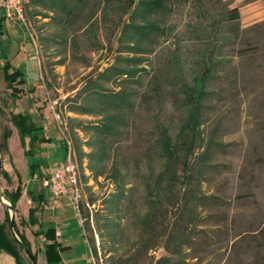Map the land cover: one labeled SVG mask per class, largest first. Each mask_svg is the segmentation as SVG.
<instances>
[{
	"label": "rangeland",
	"instance_id": "374dc122",
	"mask_svg": "<svg viewBox=\"0 0 264 264\" xmlns=\"http://www.w3.org/2000/svg\"><path fill=\"white\" fill-rule=\"evenodd\" d=\"M203 2L180 0L174 3L172 13L161 17L169 32L161 38L160 45L149 56L154 68L143 75L144 83L152 82L155 71L171 70L176 48L180 47L185 57L198 50L188 25L196 21L197 11L202 6L213 14L220 7L218 0ZM222 2L230 3L232 8H239L241 26L246 30L242 42L250 48L249 53L259 52L234 59L236 67L233 76L227 79L228 84L225 83L227 91L215 98L211 105L208 124L210 126L221 122L223 146L214 159L219 173L210 175L211 183L206 185V191L220 198L219 204L222 207L208 209L213 210L217 217L214 221L201 223V227L207 229V234L199 236L196 250L187 263L264 264V0ZM21 5L25 23L18 21L20 26L9 28V33L13 34L10 59L15 63L23 62V70L27 71L31 79H38L36 84L39 83L41 87L27 85L25 82L18 85V89L22 91L20 96L29 105L35 104L34 116L51 130V145L43 154L48 157L52 152V159L65 161V137L72 140L74 145L75 134L80 136L83 143L90 138L86 131L77 128L72 131V128L79 122L98 119L70 112L67 100L75 97L89 80L96 79L105 69L115 64L117 58L129 56L121 46L120 37L131 11L120 4V0L114 1L110 7L104 0H89L84 8L73 15L61 9L55 11L37 6L30 0H21ZM1 14L7 18L3 11ZM235 48L236 45H231L225 50L232 56ZM185 69L187 71L189 67ZM0 76L5 84L1 70ZM24 76L26 80L25 73ZM142 91L148 95V104L139 110L128 138L118 145V162L128 168L133 186L128 198L122 201L119 212L117 209L115 212L112 202L115 186L105 178L98 181L90 178L87 162L81 168L84 198L77 209L89 242L84 237L80 219L75 217L70 223L76 235L72 248L76 254L74 256L86 258L83 260L85 264H92V261L94 264H157L167 255L161 241L147 254L136 251L139 231L135 217L147 211L143 187L136 178V168L138 165L145 166L144 152L155 140L154 125L168 118L175 121L178 118L172 107V95L158 97L151 84ZM0 98H5L0 101L2 134L5 128L11 129L13 125V113L10 111L13 106L8 104L9 96L3 95ZM164 99L166 107L161 111L157 102ZM56 114L60 115V121L56 120ZM8 145V150L1 154L3 162L5 159L13 160L21 173L31 178L32 159L24 154L16 131L12 133ZM85 150L89 149L85 147ZM36 158H39V154ZM40 163L42 166L46 164L45 161ZM42 172L45 177L51 174L50 170ZM5 200L11 203L7 198ZM26 205V200H23L22 210ZM73 210L76 214L75 208ZM12 211H17V206ZM171 218L172 215L169 219L173 222ZM112 221L117 237L106 228ZM18 222L22 220L18 219ZM113 248H119L117 259H112L117 250L109 253ZM32 252L37 254L38 260L44 259L43 250L35 244ZM21 255L27 264H33L25 251L21 250ZM65 257L70 258L67 255ZM70 261L69 264H73L74 261Z\"/></svg>",
	"mask_w": 264,
	"mask_h": 264
},
{
	"label": "trees",
	"instance_id": "16d2710c",
	"mask_svg": "<svg viewBox=\"0 0 264 264\" xmlns=\"http://www.w3.org/2000/svg\"><path fill=\"white\" fill-rule=\"evenodd\" d=\"M30 1L37 6L55 11L61 9L73 15L84 8L89 0ZM104 1L110 7L116 0ZM178 1L120 0V4L131 11L120 37L121 46L129 56L117 58L115 64L96 79L89 80L75 97L67 100L70 112L98 118L93 122H79L72 128V131L77 128L90 134L89 140L84 143L75 134L73 154L80 171L87 162L90 178L94 181L105 178L115 186L112 202L115 212L116 209L119 212L122 201L128 198L133 186L128 168L118 162V145L128 138L139 110L148 104V95L142 90L151 84L158 97L167 94L174 97L172 107L178 119L168 118L154 125L155 140L144 152L145 166L138 165L136 168V178L143 187L147 209L144 215L135 217L139 231L136 251L147 254L159 245L158 241L163 242L167 255L157 264H188L187 260L196 250L199 236L207 234V229L202 228L201 223L214 221L217 217L213 210L208 209L222 207L219 204L221 199L206 191V185L211 183L210 175L219 173L214 159L223 146L221 122L209 126V113L215 98L227 91L225 83L228 84L227 79L233 76L236 67L234 59L252 53L242 42L246 30L241 26L239 8H232L230 3L218 0L220 7L216 14L202 6L197 11L196 21L188 25L198 50L185 57L182 49L176 48L171 70L155 71L152 82L144 83L143 75L154 68L149 56L169 32L161 17L172 13L174 3ZM197 1L204 3L203 0ZM231 45H236L234 52L231 51L234 53L230 55L232 59L225 50ZM255 52L259 51H253L252 55ZM187 66L189 69L186 71ZM3 74L7 89L14 96H19L22 91L18 85L26 82L22 70L5 60ZM165 101L157 102L161 111L166 107ZM11 122L18 130L25 154L32 158L34 171L40 166L36 158L40 152L39 145L48 140L28 113L12 114ZM2 132L0 154L8 150L12 136L10 128ZM85 147L89 150L86 151ZM3 175L7 176L6 173ZM5 195L11 202V209L16 210L22 196L21 187L13 192L6 191ZM170 215L173 222L169 219ZM34 220V211L31 210L30 221ZM8 223L9 213L6 222L0 224V249L13 255L17 264H27L21 255L23 250L32 263L37 264L38 257L32 252L30 241L14 225L13 230L20 238L18 242L11 234ZM113 224L114 221L108 223L106 228L113 231L112 235L115 236L118 234L113 230ZM98 228L102 229L100 225ZM42 234V231L33 232L35 239ZM45 236L47 242L43 246V253L46 264H63L61 253L67 248L57 240L55 228H49ZM116 250L112 259H117L119 248L109 252L112 254Z\"/></svg>",
	"mask_w": 264,
	"mask_h": 264
},
{
	"label": "crops",
	"instance_id": "0c3cea01",
	"mask_svg": "<svg viewBox=\"0 0 264 264\" xmlns=\"http://www.w3.org/2000/svg\"><path fill=\"white\" fill-rule=\"evenodd\" d=\"M19 23L20 22L16 20L6 18L5 16H3V14L0 13V70L4 77L3 74L4 62L5 60L10 61L13 67L19 68L25 73L27 85H32L34 87L35 86L41 87L39 83L36 84L38 79H31L28 76L27 71L23 70V62L19 61L18 63H15V61H12L10 59V54H11L10 52L13 51L11 47L13 46V42H12L13 34L9 33L10 32L9 28L12 27L13 25L20 26L21 23L20 24ZM1 77L2 76H0V78ZM7 88L8 87L6 81L4 84L2 80H0V96L2 97L3 95L9 96L8 104L9 105L11 104L13 106V108H11L10 111L13 114L28 113L32 115L35 125L37 127L42 128V134L48 141L41 143L39 145L40 152H39L38 161L39 163L41 161H45L46 164L45 166L40 165L39 167H36L34 171L32 170L31 178L25 177L24 174H22L21 171L17 168L13 160L7 161V159H5L4 162L2 160L3 165L1 172L6 173L7 176L5 177L2 173L0 177V224L6 222L7 213H9L10 223L8 224H10L9 226H10L11 234L13 235L14 233L16 237L19 238L15 230H13V223H16L17 230L27 237V239L30 241L31 247L33 248V244H35L37 247L41 248L42 250L45 242H47L45 233L49 230V228H55L57 240L62 244V246L67 248L61 253L63 264H69L70 260L74 261L73 264H85V261L83 260H85L86 258L84 257L80 258L74 256L76 254H74V251L72 249L75 241L74 236L76 235H74L73 232L74 228L72 223H70V221L73 220L75 217L80 219L84 237L88 241L87 233L85 231V227L84 224L82 223V219L80 217L78 209L73 203L67 200V198H63V199L55 198L44 184V181L47 177L43 175L42 171L50 170L51 173L56 166L64 164L65 161L55 158L52 159L51 157L54 156L52 152H50L48 157H46V155L43 154V152L48 150L49 146L51 145V141H52V137L50 135L51 130L45 127L44 122L42 120H38L34 116L35 114L34 103L29 105L28 101L24 100L22 96L20 95L14 96L11 93V90ZM1 93L4 94L2 95ZM4 100L0 98V101H4ZM1 117L2 114L0 111V124L2 119ZM11 130L13 134L15 131L18 133V130L14 125L11 126ZM23 152L25 154L24 148H23ZM48 158L49 160H47ZM28 159H32V158L28 156ZM19 186L21 187L22 190V196L18 202L17 211L13 212L12 209L10 208L11 203L5 200V198H7L5 192L16 191ZM23 200L24 201L26 200L27 202L26 208L24 210H22L21 208V203ZM4 202L8 203V205H6ZM32 204L35 205L32 206ZM73 208H75L76 214H74ZM31 210L34 211V218H35L34 222L30 221ZM18 215L20 216V218L18 217ZM18 219H21L24 223L22 224L18 222L17 224ZM33 231H42L44 232V234L40 235L37 239H35L33 235ZM66 255L70 256V258L69 259L66 258L65 257ZM42 260L40 259L38 260L39 262H41L40 264H46L45 257ZM91 261H92V257H91ZM39 262H37V264ZM0 264H17V263L13 255L0 249ZM92 264H94L93 261Z\"/></svg>",
	"mask_w": 264,
	"mask_h": 264
},
{
	"label": "built area",
	"instance_id": "2783aa9c",
	"mask_svg": "<svg viewBox=\"0 0 264 264\" xmlns=\"http://www.w3.org/2000/svg\"><path fill=\"white\" fill-rule=\"evenodd\" d=\"M0 10L8 19H16V21L25 23L21 0H0ZM60 118V115L56 114V120L60 121ZM65 143L67 154L64 164L56 166L45 179L44 184L55 198H67L76 208H79L84 198L82 175L74 158L71 141L65 137Z\"/></svg>",
	"mask_w": 264,
	"mask_h": 264
},
{
	"label": "water",
	"instance_id": "95a60500",
	"mask_svg": "<svg viewBox=\"0 0 264 264\" xmlns=\"http://www.w3.org/2000/svg\"><path fill=\"white\" fill-rule=\"evenodd\" d=\"M2 165H3V163H2V158H1V156H0V177H1ZM13 237H14L16 240H18V242H20L19 239L16 237V235H15L14 233H13Z\"/></svg>",
	"mask_w": 264,
	"mask_h": 264
}]
</instances>
